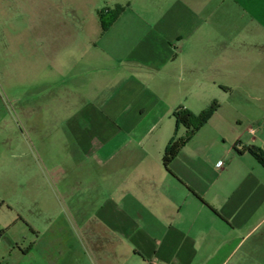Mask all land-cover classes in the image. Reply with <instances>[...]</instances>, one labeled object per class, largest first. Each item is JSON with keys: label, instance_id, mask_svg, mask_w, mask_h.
I'll return each instance as SVG.
<instances>
[{"label": "crops", "instance_id": "0c3cea01", "mask_svg": "<svg viewBox=\"0 0 264 264\" xmlns=\"http://www.w3.org/2000/svg\"><path fill=\"white\" fill-rule=\"evenodd\" d=\"M115 2L118 19L103 31L97 12L83 40L49 22L59 0L24 25L16 0H0L15 12L0 79L40 74L42 96L63 87L67 99L44 107L65 112L56 121L72 158L81 150L102 166L64 194L45 230L25 219L0 227V264H264V166L247 151L264 153V0ZM214 102L166 170L173 112ZM19 223L27 247L26 233L9 237Z\"/></svg>", "mask_w": 264, "mask_h": 264}, {"label": "rangeland", "instance_id": "374dc122", "mask_svg": "<svg viewBox=\"0 0 264 264\" xmlns=\"http://www.w3.org/2000/svg\"><path fill=\"white\" fill-rule=\"evenodd\" d=\"M115 1L118 0H59L61 9L53 15L50 13L49 22L64 24L65 39L69 38L67 34L70 39H88L93 35V26L99 24L98 13L115 7ZM44 2L47 0H16L19 12L29 15L28 20L18 17L17 23L39 22L41 3ZM7 8L3 4L1 7L0 3L2 47L9 36L6 26L15 13L12 10L10 13ZM24 37L23 34L16 38ZM0 67L7 69L4 63ZM41 84L40 74L36 79L21 77L14 82L6 75L0 79V227L25 219L45 230L48 220L57 216L64 194H73L74 183L89 184L88 168L102 167L93 156L81 150L76 158H72L70 151L74 150L75 144L70 139L64 141L66 129L56 121L65 112L44 107L57 97L67 99L63 87H55L42 96ZM74 168L77 171H73ZM20 233H26L28 237L20 246L27 247L33 235L25 224L14 227L9 237L14 239Z\"/></svg>", "mask_w": 264, "mask_h": 264}, {"label": "trees", "instance_id": "16d2710c", "mask_svg": "<svg viewBox=\"0 0 264 264\" xmlns=\"http://www.w3.org/2000/svg\"><path fill=\"white\" fill-rule=\"evenodd\" d=\"M124 8L116 6L113 10L107 9L100 12V19L102 22L103 31H107L110 25L115 22L122 14ZM111 17V22L106 25L104 17ZM218 108L217 102H214L208 109L200 113L199 115L193 114L191 111L184 107L177 108L172 117L176 123V129L174 137L169 142L163 155V165L166 170L169 171L170 164L179 155L180 150L198 133V131L209 121L212 115ZM181 128L185 129L183 136H179ZM247 151L256 158V160L264 166V153L258 148H247Z\"/></svg>", "mask_w": 264, "mask_h": 264}, {"label": "built area", "instance_id": "2783aa9c", "mask_svg": "<svg viewBox=\"0 0 264 264\" xmlns=\"http://www.w3.org/2000/svg\"><path fill=\"white\" fill-rule=\"evenodd\" d=\"M150 264H159V263L156 261H151Z\"/></svg>", "mask_w": 264, "mask_h": 264}]
</instances>
